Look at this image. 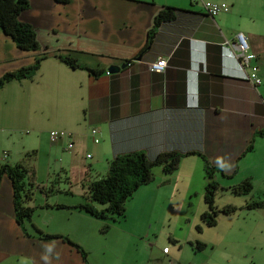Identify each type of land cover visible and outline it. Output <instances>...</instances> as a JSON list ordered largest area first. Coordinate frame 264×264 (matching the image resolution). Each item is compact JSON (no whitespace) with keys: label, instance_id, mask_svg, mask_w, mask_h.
I'll return each instance as SVG.
<instances>
[{"label":"crops","instance_id":"crops-1","mask_svg":"<svg viewBox=\"0 0 264 264\" xmlns=\"http://www.w3.org/2000/svg\"><path fill=\"white\" fill-rule=\"evenodd\" d=\"M41 1L32 0L37 6L34 18L30 9L20 16L43 29L37 33L41 49L22 50L0 29V77L47 54L32 78L12 80L0 89V141L11 140L9 132L16 130V123L30 125L38 147L45 137L52 154H63V170L70 168L65 178L52 182L76 183L82 200L53 202L41 191L39 202L32 204L36 209L30 223L23 225L15 214L12 181L5 177L0 188V264H118L116 259L92 256L108 220L74 206L88 201L89 183L105 175L99 163L103 160L108 172L119 154L143 150L154 159L162 152L185 153L178 170L159 177L157 192L148 184L136 191L143 195L140 213L148 219L163 185L174 186L180 178L191 184L182 170L192 177L196 167L205 168L204 158L222 169L225 176L217 174L220 183L263 177L264 0H215L227 2L230 9L214 17L191 0H70L66 6ZM164 6L178 8L176 17L160 23L143 50ZM241 32L256 53L252 63L259 66V85L247 78L234 55L232 43ZM67 54L83 68H73L59 57ZM163 56L168 67L154 71L151 64ZM126 61L127 67L109 72L112 65ZM52 129H64L71 137L49 143ZM69 141L74 143L71 149ZM28 142L37 147L31 137ZM30 149L26 146L13 159ZM131 198L127 212H134ZM149 202L153 205L147 214ZM37 228L68 236L78 246L63 237L42 239Z\"/></svg>","mask_w":264,"mask_h":264},{"label":"rangeland","instance_id":"rangeland-1","mask_svg":"<svg viewBox=\"0 0 264 264\" xmlns=\"http://www.w3.org/2000/svg\"><path fill=\"white\" fill-rule=\"evenodd\" d=\"M30 1V7L23 12L26 15L30 9L34 18L37 6L32 3V0ZM55 2L64 6L69 4V2L64 4L56 0ZM40 3L47 4L46 0ZM81 10V14L85 17L86 11ZM35 29L38 35L39 32H43L39 26ZM52 31L54 33L55 29ZM32 130L28 124L16 123V130L9 132L13 134L11 140L0 141V158H3L4 151L8 155L4 158V163H16L26 153L35 151L31 162L35 164L36 169L34 178L36 196H33L31 204L40 200L38 195L42 190L37 188L38 185H48V188L54 189L49 190L53 192H50L48 196L53 202L72 199L81 201V191L78 190L76 183L72 186L64 180L57 184L53 183L56 178H65L70 168L65 167L67 172L63 170V154H52L50 146L45 145V137H43V145L38 147L39 139L36 132ZM30 137L32 146L37 147H31V143L28 142ZM14 139L16 145L12 144ZM49 143H51L50 139ZM26 146H30L31 149L21 158L13 159L22 149L25 150ZM256 155L258 156V153ZM99 165L101 173L106 175L107 168L102 167L103 160ZM153 171L155 179L148 186L156 187L154 190L157 192V184L161 183V179L160 181L158 179L164 174L163 168L157 165ZM182 171L189 177L191 184L182 178L178 179L174 186L165 187L166 184H164L150 219L144 216L143 212L140 213V200L143 199V195L139 196L136 192L131 198L134 212L126 210L125 218L106 221L109 228L106 231H102L101 228L103 235L96 241L97 249L92 256L99 259L106 256L110 261L116 259L118 264H264V208L243 207L247 201L264 200V174L261 179L252 180L254 189L251 194H234L229 190V186L242 181H239V178L221 179L224 189L221 187L216 194L217 206L223 207L230 204L238 209L232 214L220 213L217 224L208 226L201 218L202 213L207 210L203 190L206 182L205 169L196 167L192 177L188 170ZM152 205L153 203L149 202L144 209H149L146 211L147 214L150 213ZM140 215L143 217L141 218ZM138 220H143L144 223ZM143 227L145 228L142 230ZM198 241L205 242V248L199 249L196 245ZM152 243H155V246ZM164 247L168 248L166 252Z\"/></svg>","mask_w":264,"mask_h":264},{"label":"trees","instance_id":"trees-1","mask_svg":"<svg viewBox=\"0 0 264 264\" xmlns=\"http://www.w3.org/2000/svg\"><path fill=\"white\" fill-rule=\"evenodd\" d=\"M56 1L65 4L70 0ZM30 5V0H0V29H2L6 35L10 36L20 49L36 51L41 49L37 32L32 24L20 19L21 13L29 8ZM178 10V8L172 6H164L157 13L154 27L149 32V38L143 50L148 49L151 45L156 32V27L163 21L174 19ZM46 57L47 54L43 53L36 58L33 65L22 67L16 71H10L2 75L0 77V89L12 80L32 78L40 68L42 60ZM59 57L73 68H83V66L80 65L77 59L71 54L60 55ZM91 71L96 75L101 73V71L95 69H92ZM61 140L62 139L59 141ZM34 153L35 151L26 153L20 161L14 164L8 162L0 163V188L5 177L11 179L14 189L15 214L17 221L23 225L24 223H30L36 209V207L31 204V201L34 199L33 196L35 195L34 178L36 169L35 164L31 162ZM191 153L192 152L189 154ZM183 156H185V153L178 151L162 152L154 159H151L143 150L119 154L110 161L106 175L98 177L89 183V196L87 197L90 199L85 203H81L74 207L103 220H117V218H123L126 212L127 201L142 185L154 181L155 173L153 169L155 166L160 165L163 168V173L172 174L180 167ZM204 161V169L206 172L204 199L208 208L202 213L201 218L206 225L214 226L218 222V216L220 213L232 214L238 209V207L230 204L223 207L217 206L216 194H218L221 187L224 189L220 181L217 179V174L224 175V173L220 167L211 164L208 159L204 158ZM37 188H40L47 197L50 192H53L49 191L51 188L47 189L41 185H38ZM228 188L234 194H251L254 185L251 179H244L238 184L231 185ZM98 205H101L102 207L99 208ZM57 206L72 208L63 204H57ZM243 207H247L248 209L264 208V200L247 201L246 205ZM108 228L109 226L106 224V226L104 225L102 227V231H106ZM23 229L27 231L26 227ZM37 233L42 239L63 237L72 244L78 246L71 241L68 236L51 235L38 228ZM196 245L199 249H203L205 248L206 243L198 241ZM82 250L86 255L87 252L84 249Z\"/></svg>","mask_w":264,"mask_h":264},{"label":"built area","instance_id":"built-area-1","mask_svg":"<svg viewBox=\"0 0 264 264\" xmlns=\"http://www.w3.org/2000/svg\"><path fill=\"white\" fill-rule=\"evenodd\" d=\"M194 4L201 5V8L205 13L210 16H217L222 12H226L230 9V5L223 1L218 2L215 0H191ZM232 46L235 48L234 55L239 60L242 69L247 74V78L251 80L254 84H261L262 78L259 76V66L252 63V60L255 59L256 53L250 50V45L248 43L247 37L244 33H239L237 35V40L232 43ZM168 67V59L167 57H159L155 62L151 64V68L156 72H163ZM95 135L98 132V129L94 128L92 130ZM71 134L66 130H51L50 138L52 142H57L60 139H70ZM96 142H99V138L95 139ZM74 143L69 141L68 148H72ZM7 154V153H6ZM91 157L90 154L87 155ZM195 264V263H194Z\"/></svg>","mask_w":264,"mask_h":264},{"label":"water","instance_id":"water-1","mask_svg":"<svg viewBox=\"0 0 264 264\" xmlns=\"http://www.w3.org/2000/svg\"><path fill=\"white\" fill-rule=\"evenodd\" d=\"M130 64V61H126L122 65H112L109 67V72H119L121 69L127 67Z\"/></svg>","mask_w":264,"mask_h":264},{"label":"clouds","instance_id":"clouds-1","mask_svg":"<svg viewBox=\"0 0 264 264\" xmlns=\"http://www.w3.org/2000/svg\"><path fill=\"white\" fill-rule=\"evenodd\" d=\"M196 264V263H195Z\"/></svg>","mask_w":264,"mask_h":264}]
</instances>
